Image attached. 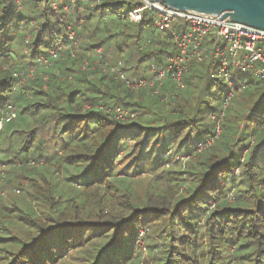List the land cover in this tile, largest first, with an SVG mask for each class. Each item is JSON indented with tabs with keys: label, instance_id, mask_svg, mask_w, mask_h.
Returning a JSON list of instances; mask_svg holds the SVG:
<instances>
[{
	"label": "trees",
	"instance_id": "1",
	"mask_svg": "<svg viewBox=\"0 0 264 264\" xmlns=\"http://www.w3.org/2000/svg\"><path fill=\"white\" fill-rule=\"evenodd\" d=\"M55 1L0 0V63L6 64L5 70L0 64V118L8 102L20 105L19 109L15 105L16 117L4 122L0 130V162L7 158V162L18 161L30 168L42 164L40 177L48 189L31 193L40 200L51 198L58 187L59 180L52 185L47 176L51 172L59 174L63 186L73 192L76 185L88 190L104 184L110 192H120L125 180L117 174L120 166L132 165L127 172L132 175L156 169L168 172L164 167L180 154L195 160V171H184L192 175L190 179L188 175L187 195L178 198L173 207L156 200L139 213L125 205L128 207L118 216L97 222L103 226H92L94 231L88 238H83L87 229L81 222L87 220L76 215L73 221L58 220L57 208L50 206L52 222L40 224L32 205L26 210L18 207V221L23 222L19 224L29 225L25 220L34 224L25 240L0 236L5 245L1 249L7 255L4 264H56L80 246L89 252L87 264H132L152 223H159V229L166 233L157 264H264V95L245 114L247 125L240 127L242 117L238 114L228 119V102L220 117L229 93L228 101L240 86L230 87L213 78L208 59L190 65L183 76L185 86L177 91L169 90V81L157 94L143 87L130 90L112 83L113 78L108 81L100 69L93 72V80L84 70L74 75L73 67H65L63 71H71L72 78H51L48 88L30 85L27 94L17 95L21 91L16 90L18 77L14 73L21 65L35 63L57 47L61 54L70 55L74 41L85 44L83 53L97 47L109 50L114 59L123 60L121 71L131 80L148 78L151 63L159 68L176 51L171 32L154 27L152 11L145 10L139 22L130 19L128 11L138 2L98 0L90 6L87 0H62L54 8ZM71 31L75 32L72 39ZM23 45L29 60L19 63L14 59L23 55L19 48ZM248 83L242 90L251 85ZM118 87L123 89L121 93ZM115 106L128 107L137 115L128 120L117 118L112 111ZM33 115L38 116L40 128L48 124L45 137H40L37 126L8 133L13 123ZM218 120L221 130L216 140L223 136L219 143L215 140ZM15 132L24 136L12 153L10 137ZM212 137L214 141L207 144ZM4 141H8L6 148L2 147ZM176 179L177 188L186 184V178ZM231 190L235 194H229ZM57 193V197L70 195L60 188ZM141 229L144 235L140 238ZM13 246L16 249L10 250Z\"/></svg>",
	"mask_w": 264,
	"mask_h": 264
},
{
	"label": "rangeland",
	"instance_id": "2",
	"mask_svg": "<svg viewBox=\"0 0 264 264\" xmlns=\"http://www.w3.org/2000/svg\"><path fill=\"white\" fill-rule=\"evenodd\" d=\"M76 36H78L77 33ZM111 39H115V37H112ZM76 42L77 43L73 42V47L71 50H69L70 55H68L67 53H60V58L54 61L52 66H43L36 64V62H31L24 67L21 65V68L19 70L16 69L18 71L16 90L21 91V93L17 92V95L22 94L23 92H26L27 94V92H29L30 85L41 84L43 86L42 88L46 89L48 88L46 83L51 78L57 77L55 80H65L66 77L70 78L71 75L69 73L71 71H63V68L65 67H73L75 70L74 75L77 73V71L80 72L84 70L90 73L89 77L93 80L96 78L93 72L100 69L102 73L106 75L107 80L113 78L112 83L117 84V86L120 84L122 85L121 80L119 79V77H117V74L111 70L112 68H114V64L116 65L121 61L123 62L122 59H114L109 50L106 51V48L100 47L95 48L92 52L83 53V47L85 46V44H83L82 41L80 42V40ZM19 48L21 54L23 55L20 57H15L14 60H17V62L19 63L22 59L29 60L26 53V46H19ZM98 48H100V51H98ZM72 53L74 54L72 55ZM2 63L3 62H1L0 64ZM2 68L5 70L6 64H2ZM16 70L13 68V71ZM117 71L121 73V64L120 67L115 68V72ZM147 71H149V69H147ZM124 74L125 76H128L127 72H124ZM234 80L236 82V85H238L237 83L240 81H249L251 83V85L246 90H242L244 88H238L235 96H233L228 101V119H232L237 114L240 115L242 118L239 122V125L240 127H242L243 124H248V117L245 118V120L243 119L245 114L250 111L248 109L250 107H254L257 103H260V99L264 95V83H260L259 81H250L247 76L241 74H236L234 76ZM166 81L170 82L169 79L165 80V82ZM171 86L172 87H170L169 90L177 91L175 90L176 88L174 87V85L171 84ZM118 88H120L121 93L123 89L121 87ZM169 90H166L167 95L170 94ZM147 92L148 94H150L148 90ZM164 99L166 98L164 97ZM15 105L17 106V109L20 108L19 102H16ZM16 122L13 123V126H11V128L8 130V133L15 129L25 128L27 130L34 126H37L39 128L38 134L40 135V137H45V134L47 133L46 128L48 124H44V126L40 128V121L38 119V116L36 115L25 118V120L22 121L20 120V123ZM219 134L220 132L215 137V140L219 138ZM21 135L24 136V134H20V132H15L13 137H10V151L12 153H14L16 149H18L21 141L20 137H22ZM3 137L4 135H2V138ZM208 140L210 139H207V141ZM213 141L211 140L210 143H212ZM222 141L223 136L217 141V143ZM4 142L5 144L4 146L2 145V147L6 148L8 141ZM178 157L179 159H177V157H172L171 162L169 164H166L164 170H169L168 172H161V169H156L155 172H138L132 175L127 173L130 171V167H132V165L125 169L124 167L121 168L120 166L118 168L119 171L117 172V174L121 178L125 179L121 181L120 192H118V190L110 192L109 187L106 184H104L101 188H92L88 190H85L83 189V187L76 185V190L73 192L70 191L68 186H63V180L61 179L62 177H59V174L51 172L47 174V176L50 178V182L52 183V185L54 183H57V181L59 180L58 187L56 190H53V197H45V199L41 198V200L37 199L35 195H32L31 193L36 191L43 193L48 189V185H46L43 181L44 179H42V172H44L43 165L39 164V166L35 165V168H30V166H27L26 164H20L18 163V161L7 162V158H5V161L0 162V168L6 174L5 180L0 184L1 189L4 192V194L0 197V236L14 235L17 236V238H20V240H25L26 237L30 234L28 232V228H30V225L32 227V224H34V222L25 220L29 223V225L24 224V226H21L19 223L23 222L18 221V215H20L17 212L18 207L24 208L26 210L28 206L32 205L33 208L36 209V213L38 214L37 222H40V224L52 222L53 219L50 218L51 212L49 211L50 206L57 208L59 212L58 220L64 219L73 221L74 215H76L79 219L82 218L84 220H87L81 221L85 224L87 229L84 233L83 238H88L87 236H90V233L94 231V227H97L99 225L103 226V224L97 222L103 223L104 220L109 219L110 217L118 216L121 212H123L124 208L128 207H125V205L130 204L132 208H137V211H139V213H141V210L145 206L149 205V203L152 204L156 202V200L158 202H166V205H168L169 207H173L178 198L187 195V188L189 185L188 182L189 179L192 178V175H190L189 173H185L184 171L188 170L194 172V166L196 165L193 162L195 161L193 160V158H190L192 160L189 161V159L187 158H182V155L180 154ZM122 169L124 170L121 171ZM170 170H174L179 173L171 172ZM238 172L239 170L238 168H236L235 173L237 174ZM188 175L191 177H189ZM176 177L186 178V184H182L180 188H177L175 184L178 183L179 180L176 179ZM33 183H35L36 186H34L31 190L30 186ZM59 188L62 191L70 192V195L68 196L64 194L60 197H57V191L59 190ZM17 189H19V193H17ZM87 191L89 193H87ZM102 192H104L103 195H101ZM230 193L235 194L234 190H231L229 194ZM48 195L50 196V193H48ZM70 196H73V198L68 199L70 198ZM83 202L85 203V208H83ZM178 209H180V206L178 207ZM81 212L83 213L81 214ZM126 214L128 215V213ZM33 228L35 229V227ZM159 228V223H152V229L148 230V234L141 242L142 244L140 245L139 249L141 250V252L136 258L132 260V264H157V260L160 256L159 254L161 253V249L163 248L162 244L166 239V233L162 232V230H160ZM183 232L185 233V231ZM4 246L5 245L0 242V256H2L0 257V264L5 263L4 256H7L6 251L4 249H1L5 248ZM80 247L69 251L67 254H64L56 264H87L86 262L87 258L89 257V252H84L83 247ZM171 248H176V245H172ZM15 249V246L10 248V250Z\"/></svg>",
	"mask_w": 264,
	"mask_h": 264
},
{
	"label": "built area",
	"instance_id": "3",
	"mask_svg": "<svg viewBox=\"0 0 264 264\" xmlns=\"http://www.w3.org/2000/svg\"><path fill=\"white\" fill-rule=\"evenodd\" d=\"M71 1L74 2V0ZM96 1L98 0H87V3L92 6ZM133 1L139 4L128 11L130 19L139 22L145 10L152 11L154 27L158 31L169 30L171 32L176 51L167 56L165 64L159 68L151 63L148 78L139 77L136 80H131L122 71L121 73L119 71L114 72L125 87L130 90L141 87L148 88L151 93L157 94L163 87L165 80L169 79L175 88L183 89L185 86L183 76L188 72L190 65L205 59H208L211 76L221 79L230 87L236 84L234 80L236 74L245 75L250 81L264 83V28L250 26L227 18L220 19L221 15L219 14H206L171 8L161 0ZM60 2L62 0H56L53 7L56 8L57 3ZM64 8L65 10L68 9L67 6H64ZM74 35L75 32L71 31L69 37L72 39ZM71 45L70 50L73 43ZM98 51H100V48H98ZM59 56V47L53 48L47 55L39 56L36 64L52 66ZM120 64L121 62L115 68L120 67ZM14 75L18 77V73H14ZM248 82L240 81L237 84L240 88H245L249 84ZM231 96L232 93L230 92L223 105V110L220 112V117L224 114V108ZM105 110L110 109L105 108ZM112 111L117 118L123 120L134 118L137 115L128 107L122 106H115ZM16 115V106L8 102L0 118V130L4 122L11 121ZM211 118L214 120L215 116L212 115ZM215 128L218 134L221 130L219 120L216 122ZM211 140L213 141L214 137L210 138L207 144ZM178 156L175 157L179 159ZM30 163L34 164L33 161ZM4 177L5 173L0 168V183ZM17 192H19L18 189ZM3 194L4 192L0 188V197ZM143 235L144 230H140L139 237L141 238Z\"/></svg>",
	"mask_w": 264,
	"mask_h": 264
},
{
	"label": "water",
	"instance_id": "4",
	"mask_svg": "<svg viewBox=\"0 0 264 264\" xmlns=\"http://www.w3.org/2000/svg\"><path fill=\"white\" fill-rule=\"evenodd\" d=\"M171 8L219 14L250 26L264 28V0H161Z\"/></svg>",
	"mask_w": 264,
	"mask_h": 264
},
{
	"label": "crops",
	"instance_id": "5",
	"mask_svg": "<svg viewBox=\"0 0 264 264\" xmlns=\"http://www.w3.org/2000/svg\"><path fill=\"white\" fill-rule=\"evenodd\" d=\"M166 83V82H165ZM167 83H169V82H167Z\"/></svg>",
	"mask_w": 264,
	"mask_h": 264
}]
</instances>
